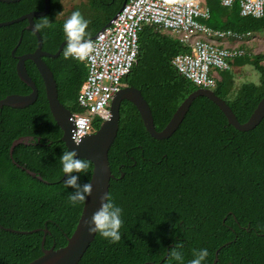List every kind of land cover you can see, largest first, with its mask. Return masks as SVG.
<instances>
[{
    "label": "trees",
    "instance_id": "1",
    "mask_svg": "<svg viewBox=\"0 0 264 264\" xmlns=\"http://www.w3.org/2000/svg\"><path fill=\"white\" fill-rule=\"evenodd\" d=\"M124 1L87 0L57 22L53 16L63 11V6L60 0H51L52 12L35 18L36 23L48 20L51 24L39 30L44 50L57 52L66 40L63 23L74 10L79 9L90 21L86 29V38H90L110 23ZM206 3L211 11L210 19L205 21L209 26L239 33L264 30V16H242L238 4L225 7L219 0ZM44 7V0L0 1V20ZM26 24L23 20L0 27V99L31 91L18 76L17 58L12 54L21 35L16 54L37 48V35L25 30ZM188 51L190 48L171 33L152 26L140 33L138 60L124 81L142 91L158 130L199 88L172 64L175 55ZM263 60L264 55L246 54L234 61L239 66L253 65L260 73L258 84L244 82L233 98H227L235 85L229 69L221 71V80L214 89L241 122L249 119L264 97ZM47 61L57 80L60 101L72 113L79 111L77 98L87 77L86 64L63 55L48 57ZM26 67L39 89L37 100L24 108L0 109V264H26L43 253V230L22 234L4 227L48 228L51 233L45 245L55 243L58 248L74 232L84 205V201L73 205L69 200V194L77 189L65 188L68 175L63 178L60 163V156L69 148L61 142L63 130L51 113L36 65L28 60ZM121 106L120 127L109 151L111 170L117 177L111 179L109 195L123 209L121 239L112 243L98 231L78 264H190L194 250L202 248L209 251L202 264H212L216 250L224 244L217 264H264V119L253 130L239 131L212 100L200 96L178 130L160 140L150 135L132 102L126 100ZM101 123L97 119L95 129ZM24 135L55 142L37 147L26 160L18 157L23 144L17 145L14 152L17 162L38 172L48 183L13 163L11 145ZM87 161L85 172L73 173L78 176L81 190L92 177L93 163ZM178 243L182 245L179 249ZM173 250L183 253L182 261L169 259Z\"/></svg>",
    "mask_w": 264,
    "mask_h": 264
},
{
    "label": "built area",
    "instance_id": "2",
    "mask_svg": "<svg viewBox=\"0 0 264 264\" xmlns=\"http://www.w3.org/2000/svg\"><path fill=\"white\" fill-rule=\"evenodd\" d=\"M219 2L225 7L238 4L242 16H264V0ZM210 16L205 0H127L109 25L89 40L93 48L82 61L88 72L78 93L80 110L72 113L73 132L81 139L96 131L97 119L103 122L110 116L111 102L138 60L140 33L146 26L171 33L188 46L190 51L175 55L172 64L195 85L215 89L214 71L231 69L247 54L241 43L252 32L214 28L205 22Z\"/></svg>",
    "mask_w": 264,
    "mask_h": 264
},
{
    "label": "water",
    "instance_id": "3",
    "mask_svg": "<svg viewBox=\"0 0 264 264\" xmlns=\"http://www.w3.org/2000/svg\"><path fill=\"white\" fill-rule=\"evenodd\" d=\"M0 1L12 3L18 2L20 0ZM44 1L45 7L42 10H33L17 18L0 21V27H3L28 19L29 25L26 28L35 32L38 37V45L33 52L24 53L17 56L18 62L16 65V69L18 76L24 83L31 87L32 91L28 94H8L4 98L0 99V109H2L4 106L24 108L35 103V101L37 100L39 90L26 67V60H32L37 66L44 80L46 96L51 113L56 122L63 130L62 140L66 143L69 150L76 151L78 157L85 158L93 163V173L89 182L92 185V193L91 195L87 196L84 201L82 213L74 232L68 237L67 243L61 247L56 248L55 245L49 248L45 247L46 236L48 233L47 228H35L32 230H19L11 227L4 228L8 231L22 234L33 233L40 230L44 231V236L41 244L43 253L26 264H78L86 253L87 249L90 247L91 243L94 241L98 232H89L88 222L92 216V213L100 208L101 197L106 193L109 194L110 182L114 177L110 166L109 151L118 134L121 119V105L124 100L130 101L136 106L150 135L156 139L162 140L170 138L178 130L187 113L189 112L193 102L200 96H205L212 100L225 114L226 118L228 119V123L237 130L242 132L253 130L264 119V97L260 100L249 119L246 122H241L225 98L217 95L214 89L199 87L191 92L182 101L166 126L162 130H158L155 125V120L150 104L144 97L142 91L132 85L124 86L116 93L111 102L110 116L101 123L100 127L96 129V131L81 138L80 144L77 145L72 140L74 128L72 112L68 108H66L65 105L60 101L58 84L54 72L44 60V56L58 57L61 54L64 46L66 45V40L61 43L57 52L51 53L43 49V38L40 32L34 29L35 17H43L50 12L51 0ZM126 1L127 0L124 1L123 5L126 3ZM105 27L100 31H103ZM97 34L86 39L89 41L95 38ZM22 38L23 35H21L18 44L13 49V55H15V52L19 47ZM21 143H27V137H19L13 141L10 148L12 157L14 148ZM13 161L15 160L13 159ZM25 169L33 177H36L39 180L48 183V181L45 180L40 174L28 168ZM67 175L68 174H64L63 178H65ZM226 218L227 217L224 218V221L226 220ZM173 245L174 244H171V246ZM224 245L220 246L216 250L215 259L212 264L218 263L219 252ZM168 254L169 249L165 257H167Z\"/></svg>",
    "mask_w": 264,
    "mask_h": 264
},
{
    "label": "clouds",
    "instance_id": "4",
    "mask_svg": "<svg viewBox=\"0 0 264 264\" xmlns=\"http://www.w3.org/2000/svg\"><path fill=\"white\" fill-rule=\"evenodd\" d=\"M62 3V0H60ZM90 21L85 18L82 12L77 9L63 23V32L66 37V46L63 50L65 58H73L78 61H84L88 58L92 51L93 45L90 43L86 36ZM45 27H51L48 20L42 23H35L34 29L39 31ZM71 119V118H70ZM81 126L83 122H80ZM72 140L77 145L80 144V136L78 131L73 132ZM60 163L62 164V171L68 174L67 180L64 181V186H73L77 190L69 194V200L73 205L85 201L86 197L92 193V185L85 183L82 187L78 184V176L73 173H83L88 169L89 164L86 159L77 156L75 150H65L60 156ZM123 209L118 206L111 195L104 194L101 197V206L98 210L92 213L88 222L89 232L95 233L97 231L108 239L110 242L115 243L121 239V226L123 224L122 218ZM181 244H177V249L181 248ZM195 258L190 261V264H202L209 255L207 248L194 250ZM170 260L182 261L183 253L178 250H173L170 254Z\"/></svg>",
    "mask_w": 264,
    "mask_h": 264
},
{
    "label": "rangeland",
    "instance_id": "5",
    "mask_svg": "<svg viewBox=\"0 0 264 264\" xmlns=\"http://www.w3.org/2000/svg\"><path fill=\"white\" fill-rule=\"evenodd\" d=\"M86 2L87 0H62L63 16H68L74 6H78ZM254 36L256 37L255 40L246 43H241L242 48L246 51L248 55L251 56H255L257 54L264 55V30L255 32ZM250 37L252 39V36ZM250 37H248L247 39L250 40ZM262 63H264V60L262 61ZM232 65H234L231 70L233 73L235 85L227 98H233L238 90V87L244 82L251 81L257 84L260 82V73L253 65L246 64L243 66H239L236 65L234 62L232 63Z\"/></svg>",
    "mask_w": 264,
    "mask_h": 264
},
{
    "label": "flooded vegetation",
    "instance_id": "6",
    "mask_svg": "<svg viewBox=\"0 0 264 264\" xmlns=\"http://www.w3.org/2000/svg\"><path fill=\"white\" fill-rule=\"evenodd\" d=\"M52 12V7H51V9H50V12L48 13V14H50ZM47 14V15H48ZM50 17V16H49ZM48 17V18H49ZM54 20L55 21H61L63 18H65V17H67V16H63V14H62V11H60V12H56L55 14H54ZM36 18V17H35ZM26 20V22H27V24L25 25V30H28V31H31V30H29V29H27L26 27L29 25V21H28V19H25ZM35 20V19H34ZM35 23H36V21H35ZM31 32H33V31H31ZM33 33H35V32H33ZM36 34V33H35ZM38 38V37H37ZM44 46V45H43ZM66 46V45H65ZM64 46V47H65ZM44 49V48H43ZM63 50H64V48H63ZM63 50H62V52H61V54L59 55V56H61V55H63ZM47 51V50H46ZM19 54H16L15 53V57L17 58V56H18ZM58 56V57H59ZM49 56H44V60H45V62L48 64V61H47V58H48ZM49 58H56V57H49ZM29 60V59H28ZM28 60H26V66H27V62H28ZM32 61V60H31ZM17 62H18V58H17ZM34 63V62H33ZM17 64V63H16ZM35 64V63H34ZM37 67V66H36ZM38 69V68H37ZM39 71V70H38ZM40 73V72H39ZM40 76H41V74H40ZM41 78H42V76H41ZM42 80H43V78H42ZM43 82H44V80H43ZM125 84H124V86H129V85H132V84H130V82H124ZM45 85V84H44ZM39 90V89H38ZM31 91H32V89H31ZM30 91V92H31ZM124 101H126V100H124ZM123 101V102H124ZM122 102V103H123ZM65 105V104H64ZM65 107L66 108H68L66 105H65ZM121 108H122V106H121ZM69 109V108H68ZM70 110V109H69ZM63 136V135H62ZM62 136H61V142H63V143H65L63 140H62ZM21 137H27V143H21V144H23L24 145V147L23 148H21V149H19V151H18V157H19V159H22V160H26V159H28L29 158V156L31 155V153L35 150V149H37V147H42V146H44L45 144H47V145H51L52 144V142H53V140L52 141H49V139L47 138H45L46 140H48V141H44L43 140V138H42V136H34V135H24V136H21ZM53 143H55V142H53ZM66 144V143H65ZM67 146V145H66ZM16 148V147H15ZM15 148H14V151H13V157L11 156V153H10V156H11V158H12V161H13V159L16 161V159L14 158V152H15ZM15 161H13V163L14 164H16L18 167H20V168H22L23 170H25L26 171V169L25 168H27L25 165H23V164H20L19 162H15ZM23 167H25V168H23ZM29 169V168H28ZM31 170V169H30ZM27 172V171H26ZM28 173V172H27ZM36 173H38V172H36ZM93 173V172H92ZM29 174V173H28ZM39 174V173H38ZM124 174V173H123ZM114 175V177L113 178H117L116 176H115V174H113ZM32 176V175H31ZM124 175H122V177H123ZM34 178H36V177H34ZM112 178V179H113ZM110 184H111V182H110ZM109 193H110V191H109ZM83 209V208H82ZM82 213V212H81ZM79 221V220H78ZM48 229V228H47ZM49 233H51V231L48 229V233L47 234H49ZM68 235H67V240H68ZM46 239H47V236H46ZM45 244H46V242H45ZM53 245H55V247H56V244L54 243ZM52 245V246H53ZM45 247H46V245H45ZM47 248H49V247H47Z\"/></svg>",
    "mask_w": 264,
    "mask_h": 264
},
{
    "label": "crops",
    "instance_id": "7",
    "mask_svg": "<svg viewBox=\"0 0 264 264\" xmlns=\"http://www.w3.org/2000/svg\"><path fill=\"white\" fill-rule=\"evenodd\" d=\"M254 33H255V32H252V39H251V37H250V40H248L247 42H250V41L256 39V37L254 36ZM233 66H234V65H232V67H233ZM232 67H231V68H232ZM214 73H215V75H216V77H217V80L220 81V80H221V71H214ZM259 80H260V79H259Z\"/></svg>",
    "mask_w": 264,
    "mask_h": 264
}]
</instances>
